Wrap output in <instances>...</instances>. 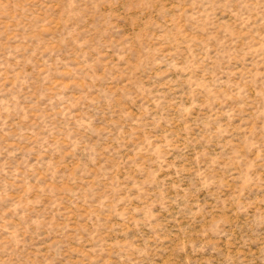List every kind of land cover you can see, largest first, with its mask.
<instances>
[{
  "label": "rangeland",
  "instance_id": "374dc122",
  "mask_svg": "<svg viewBox=\"0 0 264 264\" xmlns=\"http://www.w3.org/2000/svg\"><path fill=\"white\" fill-rule=\"evenodd\" d=\"M0 264H264V0H0Z\"/></svg>",
  "mask_w": 264,
  "mask_h": 264
}]
</instances>
